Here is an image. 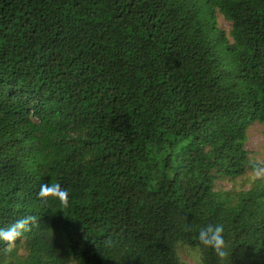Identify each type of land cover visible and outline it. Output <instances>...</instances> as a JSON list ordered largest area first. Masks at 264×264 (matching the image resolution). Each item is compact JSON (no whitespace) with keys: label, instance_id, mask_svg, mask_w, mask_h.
<instances>
[{"label":"trees","instance_id":"trees-1","mask_svg":"<svg viewBox=\"0 0 264 264\" xmlns=\"http://www.w3.org/2000/svg\"><path fill=\"white\" fill-rule=\"evenodd\" d=\"M257 123L264 0H0V264H264Z\"/></svg>","mask_w":264,"mask_h":264},{"label":"rangeland","instance_id":"rangeland-1","mask_svg":"<svg viewBox=\"0 0 264 264\" xmlns=\"http://www.w3.org/2000/svg\"><path fill=\"white\" fill-rule=\"evenodd\" d=\"M223 25L225 27H229V23L227 21H224ZM246 147L249 149L250 155L253 158L257 159V161L263 163L264 165V124L257 123L250 128V134L248 141L246 143ZM260 173H264V170L259 171L257 173L251 172L249 174L252 177H257L260 175ZM224 184L226 186H231L230 181L224 182ZM186 253H188V251H186L185 254ZM190 257L192 256L191 255L187 256V258L192 260Z\"/></svg>","mask_w":264,"mask_h":264},{"label":"clouds","instance_id":"clouds-1","mask_svg":"<svg viewBox=\"0 0 264 264\" xmlns=\"http://www.w3.org/2000/svg\"><path fill=\"white\" fill-rule=\"evenodd\" d=\"M27 220H20L17 222V224L14 226L12 230H0V239L6 240V241H11L15 238L16 235L19 233L15 229H22L26 226ZM222 229L220 227H217L215 229L214 234L211 236V238H208L209 233H213V229L209 227L206 231H202L200 233L199 239L201 240L202 243L205 245H212L215 244L217 248H219L223 241L220 237ZM223 255V253H220Z\"/></svg>","mask_w":264,"mask_h":264}]
</instances>
